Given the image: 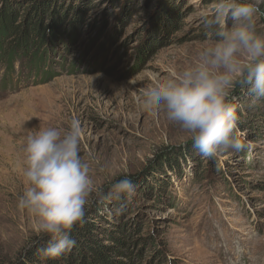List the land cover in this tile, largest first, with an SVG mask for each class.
<instances>
[{
    "label": "rangeland",
    "instance_id": "374dc122",
    "mask_svg": "<svg viewBox=\"0 0 264 264\" xmlns=\"http://www.w3.org/2000/svg\"><path fill=\"white\" fill-rule=\"evenodd\" d=\"M215 4L0 0V22L7 7L15 10L16 25L28 12L40 16L45 41L43 65L26 66L20 50L0 61V264H15L21 253H38L49 242L35 218L17 208L26 189L22 149L31 132H63L72 119L82 127L92 203L71 232V252L59 259L39 255L43 264H96L93 252L112 264H264V98L256 99L248 85L235 88V135L248 147L215 159L194 149L190 134L163 109L139 106L145 90L195 64L201 48L214 42L202 18ZM256 28L264 34V16ZM125 176L134 196L107 199ZM123 234L133 240L126 257L112 249Z\"/></svg>",
    "mask_w": 264,
    "mask_h": 264
},
{
    "label": "clouds",
    "instance_id": "9594fccd",
    "mask_svg": "<svg viewBox=\"0 0 264 264\" xmlns=\"http://www.w3.org/2000/svg\"><path fill=\"white\" fill-rule=\"evenodd\" d=\"M261 3L264 0H216L213 14L202 18L214 42L201 48L195 64L158 80L140 98L144 111L163 109L169 121L190 134L194 149L204 157L215 159L248 147L235 135L240 117L230 96L236 87L248 85L256 99L264 98V34L256 28L257 17L264 16ZM81 139L78 119L63 132L40 128L25 139L26 189L17 208L35 218L41 238L49 237L48 244L38 249L44 260L71 252L76 244L71 232L85 222L92 203L93 181L89 164L80 155ZM135 191L125 176L111 185L107 199H131Z\"/></svg>",
    "mask_w": 264,
    "mask_h": 264
},
{
    "label": "trees",
    "instance_id": "16d2710c",
    "mask_svg": "<svg viewBox=\"0 0 264 264\" xmlns=\"http://www.w3.org/2000/svg\"><path fill=\"white\" fill-rule=\"evenodd\" d=\"M8 8L9 7L3 11L5 20L1 19L0 22V61L3 63L6 61L8 63L9 60L13 59L14 51L17 50L18 53L20 50L22 56H25L24 64L26 66L35 68L40 64L43 65L45 54L43 53L42 55L41 53L45 42L43 37L44 24L40 16L36 15L37 17H33V15L28 12L25 14L24 19L16 25L14 21V15L16 14L15 10L9 8V12ZM27 9L28 6L23 4L22 10L25 11ZM36 14H39L38 9H36ZM21 36H24V40L19 39ZM128 242L133 243L132 237L123 234V238L115 240L116 245L112 247V249H123L117 252V254L126 257L129 251V247L127 246ZM93 255L96 257V264H112L100 260L95 252H93ZM15 264H43V261L40 259L37 252L31 251L21 253Z\"/></svg>",
    "mask_w": 264,
    "mask_h": 264
}]
</instances>
